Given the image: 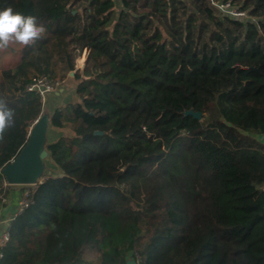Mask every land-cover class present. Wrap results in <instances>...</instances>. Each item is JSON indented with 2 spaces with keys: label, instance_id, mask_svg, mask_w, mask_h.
I'll return each mask as SVG.
<instances>
[{
  "label": "trees",
  "instance_id": "trees-1",
  "mask_svg": "<svg viewBox=\"0 0 264 264\" xmlns=\"http://www.w3.org/2000/svg\"><path fill=\"white\" fill-rule=\"evenodd\" d=\"M80 1L0 0L44 28L0 49V213L2 170L57 93L27 87L89 53L50 113L58 172L11 218L0 264H264V0L244 16L213 4L233 0Z\"/></svg>",
  "mask_w": 264,
  "mask_h": 264
},
{
  "label": "water",
  "instance_id": "water-1",
  "mask_svg": "<svg viewBox=\"0 0 264 264\" xmlns=\"http://www.w3.org/2000/svg\"><path fill=\"white\" fill-rule=\"evenodd\" d=\"M71 74L73 75L74 73L72 72ZM184 115L201 119V113L192 110L185 112ZM49 123L50 114L47 113L34 122L26 145L18 156L2 170L5 184L31 186L42 183L40 180L44 173L43 162L49 157V153L46 150ZM126 264L137 263L129 259Z\"/></svg>",
  "mask_w": 264,
  "mask_h": 264
},
{
  "label": "clouds",
  "instance_id": "clouds-1",
  "mask_svg": "<svg viewBox=\"0 0 264 264\" xmlns=\"http://www.w3.org/2000/svg\"><path fill=\"white\" fill-rule=\"evenodd\" d=\"M44 32L34 16H24L14 12L12 7L0 10V49H6L10 43L29 46L37 41ZM13 112L0 102V134L12 121Z\"/></svg>",
  "mask_w": 264,
  "mask_h": 264
},
{
  "label": "built area",
  "instance_id": "built-area-1",
  "mask_svg": "<svg viewBox=\"0 0 264 264\" xmlns=\"http://www.w3.org/2000/svg\"><path fill=\"white\" fill-rule=\"evenodd\" d=\"M213 4L217 8H220L223 11H227L228 13H230L233 16H244V13L241 11H236V10L230 11L229 9H226L228 7L230 8V5H231L230 1L225 2V3L213 2ZM64 83H65V79L57 78L54 80H49L47 78H39V79H35L33 81V83L27 87V89L29 91H37L39 93V95L41 96L42 101H45L48 94L63 91L62 86H64L63 85ZM31 127L32 126L29 127L28 135L30 133ZM39 184H41V183H38L36 185H31V186H35V187H32V188L24 191L23 196L19 202L18 210L14 214V217L17 214L21 213L24 209H26L29 206V204L31 203V195ZM9 239H10V234H9V231L7 228L6 230H3L2 233L0 234V259L2 258V250L6 246V244L8 243ZM129 259L136 261L137 264H141L139 260H136L133 258H129Z\"/></svg>",
  "mask_w": 264,
  "mask_h": 264
},
{
  "label": "crops",
  "instance_id": "crops-1",
  "mask_svg": "<svg viewBox=\"0 0 264 264\" xmlns=\"http://www.w3.org/2000/svg\"><path fill=\"white\" fill-rule=\"evenodd\" d=\"M63 91H59L55 95L50 96L48 98V101L46 102L43 108V111L46 109L47 112L42 111L41 115L39 116L40 118L46 113L50 114L51 111H53L55 107L59 106V103L61 104V100L63 98L61 94L64 93ZM52 135H54V138H55V137H59L61 133L58 130L52 129L49 123L48 130H47L48 141L50 140V138H53L51 137ZM261 140H264V137H262ZM8 186L9 188H12V191H10L8 202H6L5 207L2 209L0 213V234L2 233L3 230H6L8 228V224L11 218L18 210L19 202L22 198L23 191L25 190V189L19 188L20 186H23V185H8ZM255 187L259 191H264V182L260 184H255Z\"/></svg>",
  "mask_w": 264,
  "mask_h": 264
},
{
  "label": "rangeland",
  "instance_id": "rangeland-1",
  "mask_svg": "<svg viewBox=\"0 0 264 264\" xmlns=\"http://www.w3.org/2000/svg\"><path fill=\"white\" fill-rule=\"evenodd\" d=\"M82 1L83 0H81L75 7L82 4ZM243 2H244V0H233V3H231L230 8L228 7L226 9H229L230 11H233V10L240 11L237 8L240 7V4ZM223 12H225V11H223ZM246 19H251V18L246 17ZM251 20H253V19H251ZM13 45H15V43H10L9 46H13ZM88 55H89V53L87 50H84L81 54L78 55L77 59L75 60V71L73 73H75L76 71H79V70H83L85 68V62L87 60ZM81 58L83 59V63L79 64V60ZM71 73H69V76L65 79V83L63 84L65 86V89L63 88L62 90H64L66 92V94L63 96V98L61 100V104L59 103V106L65 105V103L67 101L66 99H71L72 96L74 95L73 82L70 79L71 77H73L74 74L72 75ZM43 112H47V110L45 109ZM51 137L54 138V135H52ZM43 164H44V173L42 174L40 181H43L47 175H55L58 172L56 166L49 160V157L46 160H44ZM32 187H35V186H20L19 188L28 190ZM10 191H12V188H9V186L7 184H4V182H3L1 197H2V201L4 204H6V202H8ZM24 191H23V193H24Z\"/></svg>",
  "mask_w": 264,
  "mask_h": 264
},
{
  "label": "bare ground",
  "instance_id": "bare-ground-1",
  "mask_svg": "<svg viewBox=\"0 0 264 264\" xmlns=\"http://www.w3.org/2000/svg\"><path fill=\"white\" fill-rule=\"evenodd\" d=\"M81 63H83V59L82 58L79 60V64H81Z\"/></svg>",
  "mask_w": 264,
  "mask_h": 264
}]
</instances>
